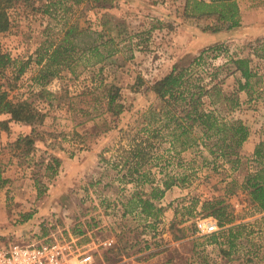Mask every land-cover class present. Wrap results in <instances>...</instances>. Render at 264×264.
I'll return each mask as SVG.
<instances>
[{"label": "rangeland", "instance_id": "374dc122", "mask_svg": "<svg viewBox=\"0 0 264 264\" xmlns=\"http://www.w3.org/2000/svg\"><path fill=\"white\" fill-rule=\"evenodd\" d=\"M87 1L68 8L67 17L105 38L123 39L120 52L93 67L76 68L75 56L71 72L64 69L44 84L52 96L39 94L36 61L43 47L60 40L63 13L42 14L37 3L18 4L9 28L0 33V51L15 61L0 73L1 90L43 115L32 127L10 121L7 131L0 129V172L5 180L0 186V236L16 241L71 236L78 247L92 248V264H264L261 224L242 230L229 255L224 231L228 226H217L210 235L195 228L198 219L213 220L204 217L201 207L214 199L227 205L235 224L259 218L240 186L255 166L251 162L255 145L264 139V0L240 2L239 22L218 32H212L214 18L187 17L185 0ZM196 58L207 74L220 70L213 83L237 103L230 109L219 102L221 114L241 120L249 129L238 150L241 165L232 171L229 163L215 159L201 145L175 155L164 142L154 149V159L145 169L154 185L168 175L178 178L177 185L155 202L161 208L156 217L145 219L138 210L124 214L123 204L141 189L134 182L125 183L128 179L121 181L128 165L114 167L118 164L113 162L128 157L143 115L158 107L149 87L174 66L187 67ZM231 58H249L256 74L251 96L237 91L240 74ZM204 82L209 83L207 76ZM104 88L118 90L126 110L120 116L102 114L84 122L92 94L102 103ZM8 118L0 115V122ZM32 130L34 147L25 157L15 141ZM194 131L199 135V128ZM53 158L60 161L55 174L48 169ZM142 190L149 193L150 185ZM104 240H109L108 247L99 245Z\"/></svg>", "mask_w": 264, "mask_h": 264}, {"label": "trees", "instance_id": "16d2710c", "mask_svg": "<svg viewBox=\"0 0 264 264\" xmlns=\"http://www.w3.org/2000/svg\"><path fill=\"white\" fill-rule=\"evenodd\" d=\"M239 1L185 0L184 11L185 15L191 19L214 18L216 27L212 29V32H218L230 29L239 22ZM84 2L89 1L0 0V33L9 28L11 21L17 15L18 4L37 3V12L42 14L63 13L64 21L60 40L57 43L50 41L48 46L43 47L36 61V64L40 66L36 80L41 86L39 90L41 96H52L43 88L44 84L49 78L57 76L64 69L71 72L70 67L75 56L76 68L79 66L93 67L103 64L120 52L119 44L124 41L123 39L105 38L102 32H96L91 28H80L77 20L76 22L69 20L70 18L66 14L67 9L73 6L77 7ZM199 60L196 58L187 67L174 66L166 76L149 87L156 96L158 107L149 109L147 115H143L145 126L143 124L131 139L130 150L126 151L128 157L120 156L118 163L113 162L118 164L114 167L122 164L121 168H123L128 165L127 172L122 175L121 181L128 179L125 183L134 182L136 187L141 189V191H135L123 204L124 214H131L138 210L145 219L156 217L161 208H158L155 202L161 200L167 190L177 185L178 178L172 175H168L160 185H154V179H149V170L145 169L149 165V161L154 159V149L160 147L164 142L168 143L167 150L175 155L201 145L209 154L214 155L215 159L220 158L229 163L232 171L238 170L241 165L242 158L238 150L247 141L249 129L241 120L227 119L221 114L219 102H225L231 109L236 101L223 93L218 82L213 83L220 70L216 68L212 73L207 74L208 72L200 68L197 63ZM229 61L234 71L240 74V79L236 82L237 91L246 92L248 96H251L250 93L253 89L251 79L256 74L249 66V58H231ZM14 62L9 54L0 51V73ZM24 70L25 66L23 65L18 74L21 75ZM204 75L208 77L209 83L204 82ZM141 85L142 82L138 84V87ZM99 86L94 89H98ZM1 87L0 85V115H7L9 118L8 121L0 122V129L7 131V123L10 121L31 127L42 122L43 115L37 112L30 103L12 101L8 98L9 92L1 90ZM261 91V95L264 96V90ZM92 95L90 100L92 105L88 104L87 110L83 111L82 117H86L84 122L93 120L102 114H109L112 117L120 116L126 110L124 104L120 102L118 90L113 92L111 88H104L102 103L100 102L101 98L95 92ZM99 107H102L101 110ZM197 128L200 129L199 135L194 131ZM33 133L32 130V134L18 137L15 141L17 148H24L22 153L25 157L33 150L35 141ZM140 133L143 136L140 137L138 135ZM155 157L156 159L162 158ZM251 162L255 166L252 170L247 171L240 188L248 196L259 218H256L252 223L235 224V219L230 216L227 205L218 199L204 202L201 207L205 218H212L220 228L228 226L224 229L227 233L229 247L227 255L230 254L233 242L239 238L242 230L250 225L261 224L264 226V139L255 145ZM59 166L60 161L53 158L48 164V169L55 174ZM4 183L5 180L1 177L0 172V186ZM145 185H150L149 193L142 190Z\"/></svg>", "mask_w": 264, "mask_h": 264}, {"label": "built area", "instance_id": "2783aa9c", "mask_svg": "<svg viewBox=\"0 0 264 264\" xmlns=\"http://www.w3.org/2000/svg\"><path fill=\"white\" fill-rule=\"evenodd\" d=\"M195 228L203 235L217 231L213 220L198 219ZM76 241L71 236L55 237L54 234L39 240L25 238L20 241L0 236V264H92V248L89 245L78 247ZM99 245L108 247L110 242L104 240Z\"/></svg>", "mask_w": 264, "mask_h": 264}, {"label": "crops", "instance_id": "0c3cea01", "mask_svg": "<svg viewBox=\"0 0 264 264\" xmlns=\"http://www.w3.org/2000/svg\"><path fill=\"white\" fill-rule=\"evenodd\" d=\"M204 1H208V0H204ZM243 1H249V0H240L239 2H238V5L240 6V2H243ZM252 2H253V0H251ZM239 9H240V16L242 15V9L239 7ZM204 19H207V18H204ZM215 20V19H214Z\"/></svg>", "mask_w": 264, "mask_h": 264}]
</instances>
